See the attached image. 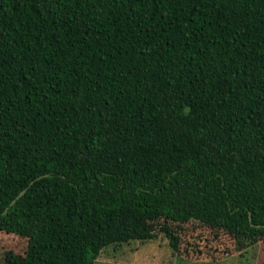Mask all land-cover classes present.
Returning <instances> with one entry per match:
<instances>
[{"label":"trees","instance_id":"trees-1","mask_svg":"<svg viewBox=\"0 0 264 264\" xmlns=\"http://www.w3.org/2000/svg\"><path fill=\"white\" fill-rule=\"evenodd\" d=\"M0 230L7 264L264 239V0H0Z\"/></svg>","mask_w":264,"mask_h":264},{"label":"rangeland","instance_id":"rangeland-1","mask_svg":"<svg viewBox=\"0 0 264 264\" xmlns=\"http://www.w3.org/2000/svg\"><path fill=\"white\" fill-rule=\"evenodd\" d=\"M217 232V235L213 232V239L210 235L208 241H215L214 247L220 244L226 248V256L220 260L182 257L171 247L165 233L160 232L150 239L111 244L103 248L94 264H264V239L235 253L231 237L222 231ZM26 247L27 239L24 237L0 230V264L8 263L11 252L24 255Z\"/></svg>","mask_w":264,"mask_h":264},{"label":"water","instance_id":"water-1","mask_svg":"<svg viewBox=\"0 0 264 264\" xmlns=\"http://www.w3.org/2000/svg\"><path fill=\"white\" fill-rule=\"evenodd\" d=\"M25 191H26V189L22 190V191L19 193V195L17 196V198L14 199V200L12 201V204L15 203L16 200H17L18 198H20V197L25 193Z\"/></svg>","mask_w":264,"mask_h":264}]
</instances>
